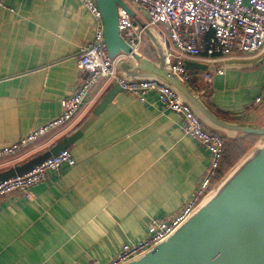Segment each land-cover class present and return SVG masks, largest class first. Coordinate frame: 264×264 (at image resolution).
<instances>
[{
  "label": "crops",
  "instance_id": "crops-1",
  "mask_svg": "<svg viewBox=\"0 0 264 264\" xmlns=\"http://www.w3.org/2000/svg\"><path fill=\"white\" fill-rule=\"evenodd\" d=\"M5 4L0 6V146L59 114L60 99L83 78L79 47L94 29L91 13L78 0ZM129 6L133 20L144 21L145 12ZM145 37L148 43L139 52L155 58ZM128 59L120 55L121 73L119 63ZM192 61L206 64L205 69H188L193 75L189 83L213 112L264 126V50L212 64ZM204 70L211 73L209 81L202 76ZM109 89H114L110 101L66 147L75 163L49 170L31 186V197L14 192L0 198V264L105 262L122 243L140 238L149 218H168L194 191L208 165V152L183 133L180 114L163 110L153 91L139 101L116 82L98 100ZM91 108L30 143L17 163L75 129ZM245 135L223 136L218 172L230 165L219 177L241 156L229 160L228 144Z\"/></svg>",
  "mask_w": 264,
  "mask_h": 264
},
{
  "label": "built area",
  "instance_id": "built-area-1",
  "mask_svg": "<svg viewBox=\"0 0 264 264\" xmlns=\"http://www.w3.org/2000/svg\"><path fill=\"white\" fill-rule=\"evenodd\" d=\"M78 1L91 13L94 21L92 38L79 47L78 66L84 74L83 78L69 96L60 99L57 116L21 134L13 142L0 146V165L17 163L30 143L53 128L73 123L81 110L89 109L96 103L109 83L116 82L139 101H144L147 92L153 91L163 110L180 114L183 133L207 150L208 165L179 210L166 219L149 218L140 238L122 243L114 256L105 262L91 260L88 263L123 264L173 232L211 190L218 181L225 139L220 133L206 127L192 108L165 83L154 78L129 77L121 73L117 62L121 54L127 53L108 54L102 14L95 0ZM124 1L142 9L146 18L135 22L125 8L117 5L120 36L133 51L139 52L140 46L148 43L145 29L150 28L163 44L166 66L181 79L189 81L185 60L212 64L234 55L250 56L264 50V0ZM0 6H6L5 0H0ZM222 71L217 70L218 73ZM202 76L207 81L211 79L208 71L204 70ZM259 100V97L255 98V101ZM74 163L75 158L70 150L63 148L29 170L0 180V198L14 192L31 197V186L42 181L49 170Z\"/></svg>",
  "mask_w": 264,
  "mask_h": 264
},
{
  "label": "water",
  "instance_id": "water-1",
  "mask_svg": "<svg viewBox=\"0 0 264 264\" xmlns=\"http://www.w3.org/2000/svg\"><path fill=\"white\" fill-rule=\"evenodd\" d=\"M103 19V35L110 56L124 52L130 59L119 67L129 77L154 78L165 83L192 108L203 124L224 137L254 134L259 140L215 183L191 214L167 237L123 264H264V126L235 122L217 115L190 85L165 64L161 40L150 29L145 34L155 58L133 51L120 36L117 5L132 15L124 0H95ZM237 65V64H234ZM186 68L206 64L185 60ZM117 84V83H116ZM109 89L79 124L46 150L0 169V180L23 173L46 157L66 148L110 101Z\"/></svg>",
  "mask_w": 264,
  "mask_h": 264
},
{
  "label": "rangeland",
  "instance_id": "rangeland-1",
  "mask_svg": "<svg viewBox=\"0 0 264 264\" xmlns=\"http://www.w3.org/2000/svg\"><path fill=\"white\" fill-rule=\"evenodd\" d=\"M191 71L188 70V76H189V79H192L193 75L191 76L190 74ZM244 137V136H243ZM243 137H241L240 141L237 143H233V144H230V151H233V152H240V149L242 151V148L249 142L247 140H245ZM246 138V137H245ZM259 140V136L255 135V138L252 141V144L250 146H248L246 148V150L241 153L240 155L242 156L252 145H254L257 141ZM240 156V157H241ZM218 179H220L221 177L217 176Z\"/></svg>",
  "mask_w": 264,
  "mask_h": 264
},
{
  "label": "trees",
  "instance_id": "trees-1",
  "mask_svg": "<svg viewBox=\"0 0 264 264\" xmlns=\"http://www.w3.org/2000/svg\"><path fill=\"white\" fill-rule=\"evenodd\" d=\"M246 137V138H245ZM245 140H247V141H249L243 148H242V151H241V149H240V152H233V151H230V143L228 144V146L227 147H229V155H227L226 157H228V159L229 160H233V159H236L237 157V155H240L241 153H243L245 150H246V148L248 147V146H250L251 144H252V141L251 140H253L254 138H255V135L254 134H247V135H245L244 137H243ZM241 139V138H240ZM240 139L239 140H236L235 141V143H237V141L239 142L240 141ZM231 144H233V143H231ZM236 157V158H235ZM228 165H230V163L229 164H227L224 168H222L218 173V176H220V174L228 167Z\"/></svg>",
  "mask_w": 264,
  "mask_h": 264
}]
</instances>
